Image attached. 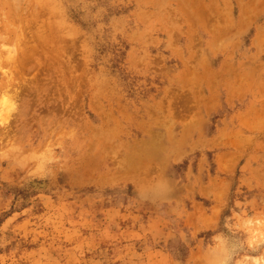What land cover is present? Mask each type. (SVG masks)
Instances as JSON below:
<instances>
[{"label":"rangeland","instance_id":"374dc122","mask_svg":"<svg viewBox=\"0 0 264 264\" xmlns=\"http://www.w3.org/2000/svg\"><path fill=\"white\" fill-rule=\"evenodd\" d=\"M5 97L0 264L264 251V0H0Z\"/></svg>","mask_w":264,"mask_h":264},{"label":"clouds","instance_id":"9594fccd","mask_svg":"<svg viewBox=\"0 0 264 264\" xmlns=\"http://www.w3.org/2000/svg\"><path fill=\"white\" fill-rule=\"evenodd\" d=\"M0 104L3 105L4 111L0 113V120L6 122L8 112L12 109V105L8 97H5ZM225 227H229L226 223ZM243 231L247 233L245 240L241 242V245H246L248 249L255 252L258 249H264V215L246 219L242 222ZM216 241L215 247L211 249L212 258L208 261V264H264V251H261L259 255H244L239 259H233V253L235 249H229L228 241L225 236L216 235L213 237Z\"/></svg>","mask_w":264,"mask_h":264}]
</instances>
